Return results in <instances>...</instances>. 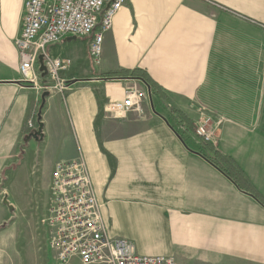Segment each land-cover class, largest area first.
<instances>
[{
	"label": "crops",
	"instance_id": "crops-1",
	"mask_svg": "<svg viewBox=\"0 0 264 264\" xmlns=\"http://www.w3.org/2000/svg\"><path fill=\"white\" fill-rule=\"evenodd\" d=\"M25 1L0 0L4 247L46 249L41 220L52 171L82 157L109 236L138 255L264 264V205L187 146L170 119L172 111L193 123L210 116L216 148L264 198V0H129L105 34L99 66L86 39L48 48L71 65L61 74L67 90L45 101L42 83L27 84L19 69ZM79 40L85 52L76 50ZM127 71L147 76L157 93L143 79L116 75ZM132 89L142 94V111L107 113Z\"/></svg>",
	"mask_w": 264,
	"mask_h": 264
},
{
	"label": "built area",
	"instance_id": "built-area-1",
	"mask_svg": "<svg viewBox=\"0 0 264 264\" xmlns=\"http://www.w3.org/2000/svg\"><path fill=\"white\" fill-rule=\"evenodd\" d=\"M129 0H26L21 31L16 45L20 73L25 82L45 92L64 93L67 85L61 79L68 71L69 59L53 55L48 48L68 40H88L89 57L99 66L105 34L112 30L116 15ZM47 75L39 71V57ZM142 94L132 89L123 101L107 105V113L124 116L142 111ZM214 122L201 116L194 122V133L206 143L215 145ZM29 128L35 129L34 122ZM41 225L47 229V246L55 264H178L176 258L138 255L133 245L109 236L97 201L91 177L82 157L60 162L52 171L50 201Z\"/></svg>",
	"mask_w": 264,
	"mask_h": 264
},
{
	"label": "trees",
	"instance_id": "trees-1",
	"mask_svg": "<svg viewBox=\"0 0 264 264\" xmlns=\"http://www.w3.org/2000/svg\"><path fill=\"white\" fill-rule=\"evenodd\" d=\"M116 75L143 79L152 91L157 93V85L147 76L142 75L139 71L121 72ZM170 119L172 121V128L187 146H189V141H191V144L196 148L195 151L198 154L202 155L207 161L213 163L214 166L232 180L236 186L251 194L264 205V198L253 187L238 165L231 158L223 155L215 145L212 143H206L195 135L194 123L189 117L180 111H172Z\"/></svg>",
	"mask_w": 264,
	"mask_h": 264
},
{
	"label": "rangeland",
	"instance_id": "rangeland-1",
	"mask_svg": "<svg viewBox=\"0 0 264 264\" xmlns=\"http://www.w3.org/2000/svg\"><path fill=\"white\" fill-rule=\"evenodd\" d=\"M105 40V38H104ZM74 42V41H72ZM104 44V43H103ZM87 45L82 40L76 43V50L85 52ZM67 57V56H64ZM58 92V90H55ZM8 230V229H7ZM18 232L29 229H17ZM6 229H0V239ZM14 241H20L17 235L13 236ZM26 239L24 238L23 241ZM8 241V239H6ZM4 241L0 240V264H55L51 250L45 249L43 252L33 249H10L9 244L4 247ZM76 264V263H75Z\"/></svg>",
	"mask_w": 264,
	"mask_h": 264
},
{
	"label": "water",
	"instance_id": "water-1",
	"mask_svg": "<svg viewBox=\"0 0 264 264\" xmlns=\"http://www.w3.org/2000/svg\"><path fill=\"white\" fill-rule=\"evenodd\" d=\"M76 38H69L68 40H75ZM43 56H40L39 57V64H40V67H39V71L42 72V77H45L47 75V70H46V67L43 63ZM50 93L48 92H45L44 95H43V100L45 101L46 97L49 96ZM42 125L40 124V127L37 131H35L34 133H32V137H34L35 139L37 138H42Z\"/></svg>",
	"mask_w": 264,
	"mask_h": 264
}]
</instances>
